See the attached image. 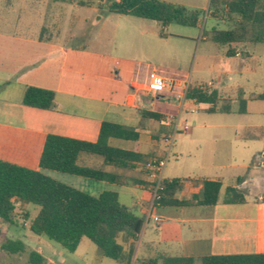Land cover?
<instances>
[{
	"label": "crops",
	"instance_id": "obj_1",
	"mask_svg": "<svg viewBox=\"0 0 264 264\" xmlns=\"http://www.w3.org/2000/svg\"><path fill=\"white\" fill-rule=\"evenodd\" d=\"M38 2H44V11L39 13L38 21L32 27L31 22H27L31 29L24 32L0 31V86L5 84L0 88V161L37 170L47 135L95 143L103 122L131 128L138 134L137 141L109 139V146L148 154L161 137L164 140L168 138L166 129L172 125L166 122V118L169 115H178L179 118L185 101L176 97L178 89L171 93L147 91L146 77L151 71L174 81L187 80L188 85H206L220 94L222 101L219 105L238 103L240 91V97L246 102L244 113H249V105L259 100L255 97L262 93L251 92L253 85L256 86L253 81L259 74H264V71L259 72L258 66L250 65L253 46L237 50L232 58L241 59L242 63L229 66L224 52L216 46L211 66L206 71L201 67L203 65L198 66L199 74L215 71L216 77L210 81L201 78L192 81L190 72L185 73L181 69L180 53L168 46L169 39L186 37L168 33L166 27H158L150 20L116 15L111 25L112 36L108 38V20L98 15L93 22L102 25L103 38L97 43L100 47L93 46L94 39H87L82 47H73L62 41L60 30L45 20L50 9L56 10L61 4ZM6 3L8 6L7 0ZM9 6L11 8L12 4ZM71 6L80 7L76 4ZM8 15V12L0 15V22H7ZM24 20L28 21L29 16ZM46 32L48 34H44ZM67 37L75 38L76 35L69 32ZM199 41L206 43L209 40L201 36L194 41L195 51L200 49ZM196 58L202 62L205 55ZM190 69L192 71L193 67ZM28 86L53 92L52 105L47 109H38L21 104L23 92ZM145 112L159 115L160 119L156 121L143 117ZM189 112L196 113V110L189 109ZM199 128L231 133L230 145L248 147L258 144L264 158L262 124L202 125ZM181 132L193 138L190 128ZM77 164L114 174L117 181H95L52 171L43 173L91 196L103 191L115 192L121 204L145 217L136 241L124 234L117 237L125 253L133 248L130 264H137V260L155 253L192 258L264 254V202L260 200L264 196V179L257 181L252 178L249 186L241 179L235 187L224 186L216 180L221 183L219 200L227 187H233L243 193L245 202L224 204L219 201L213 206H185L179 211L180 207L151 208L150 186L153 180L148 166L138 164L130 169H118L86 154L79 155ZM240 166L246 167L244 164ZM246 168L252 173L258 171L256 166ZM61 178L64 181H59ZM199 191V181L194 180L184 184L179 196L185 194L190 197ZM154 217L160 220L159 224L153 222ZM148 225L166 231L167 237L159 241H141Z\"/></svg>",
	"mask_w": 264,
	"mask_h": 264
},
{
	"label": "trees",
	"instance_id": "obj_2",
	"mask_svg": "<svg viewBox=\"0 0 264 264\" xmlns=\"http://www.w3.org/2000/svg\"><path fill=\"white\" fill-rule=\"evenodd\" d=\"M48 3L92 5L91 0H37ZM109 13L128 15L139 19L153 21L158 27L170 24L198 28L203 15L221 22H230L225 30L212 28L202 31V37L226 50L228 57L235 56L237 50L255 45H264V0H209L205 13L188 10L183 6L172 5L158 0H112L106 5ZM160 35L163 33L160 31ZM5 84L0 86L2 88ZM237 113H244L245 100L238 91ZM264 100V91L255 97ZM184 99L197 105L205 106L206 113H229V102L222 101L216 90L206 85H188ZM53 92L33 86L25 88L21 104L38 109H47L52 105ZM143 117L156 121L159 115L145 112ZM109 139L137 141L138 134L131 128L103 122L95 143L73 140L55 135H47L38 161V169L30 170L14 164L0 161V223L8 227L18 225L15 203L28 204L37 209L35 216L29 219L26 212L22 219L28 220V230L43 236L59 245L68 253H73L81 239L89 240L104 258L118 264H130L133 248L124 252L118 243L119 234H124L134 241L138 239L145 217L126 207L112 191H103L91 196L78 189L60 183L45 175L43 171H52L95 181L114 183L117 176L100 169L84 167L77 164L79 155L99 157L103 164L118 169H130L135 165L154 166L159 158L154 149L148 154L137 151H125L108 145ZM150 159L149 163L147 160ZM190 180L161 179V189L157 192L154 206L185 207L213 206L219 201L224 204L245 202L244 196L233 187H227L219 200L221 183L216 180H200V191L188 199H178L185 183ZM152 185V184H151ZM264 202V196L260 198ZM22 225V224H20ZM0 249L10 255H21L26 246L19 240L4 239ZM29 264H42V256L29 251ZM137 264H264V254L211 255L199 258L170 257L155 253Z\"/></svg>",
	"mask_w": 264,
	"mask_h": 264
},
{
	"label": "rangeland",
	"instance_id": "obj_3",
	"mask_svg": "<svg viewBox=\"0 0 264 264\" xmlns=\"http://www.w3.org/2000/svg\"><path fill=\"white\" fill-rule=\"evenodd\" d=\"M91 1L93 3L92 5L75 8H72L71 4L60 3L61 5H57L56 10L50 9L47 13V17H45L46 23L48 22V24H52L53 27H57L62 35V41L66 42L68 45L82 47L86 45L87 39H94V45H92L94 47H100L97 43L103 38L102 25H95L93 19L95 16L101 15L108 20L106 21V29L109 38L112 36L113 28L111 25H113L116 15L109 13L105 9L107 3L112 0ZM158 1L183 6L188 10H197L201 13L206 12L209 2V0ZM7 2H9L8 6H6V0H0V15L3 16L5 12L9 13L6 17L7 22H0V31H5L6 29L14 32L28 31L31 29L32 24L34 25V23H37L39 13L44 11V2H34L33 0H7ZM11 4L12 7L10 8L9 5ZM93 8L97 9L98 12L93 10ZM26 16H29V20L23 21V18H26ZM226 21L221 22L211 17L206 18L203 15L201 26L198 28L184 27L177 24H170L166 27L168 33L186 37L183 39H169L168 46L170 45L171 49L180 53L182 58L181 69L185 73L190 72L192 81L200 78L203 79V81H210L216 77L215 71L199 74L200 67H198L203 65L201 67L206 71V69L211 66V63H213L211 56L215 54L216 45H213L209 41L206 43L199 41L200 49L195 51L193 42L198 38L200 39L202 31H209L212 28L219 30L227 29V27L230 26V22ZM27 22H31V27L28 26ZM166 31L167 30H164L163 32ZM69 32L75 34L76 37H67ZM54 33L55 32L50 34ZM44 34L48 33L46 32ZM220 50L225 54L226 50L224 48H220ZM252 53L253 59L250 65L258 66L259 72L264 71V45L253 46ZM202 55H205V59L202 62H199L198 58L195 59V57ZM224 56L228 66L232 65V63H242L241 59H233L232 57L226 56V54ZM155 67H157L156 64ZM191 67H193L192 71L190 69ZM259 75L256 77L258 80L256 79V81H253L256 84V86L253 85L251 90L253 94L264 91V74L263 76L262 74ZM229 107L231 110L229 113L215 112L209 114L206 113L205 106L196 105L187 100L183 101L182 111L178 118L177 131L173 133L174 125L166 129L167 137L170 138V136H172V145L169 147L170 143L168 141L166 142L164 138L161 137L155 142V148H153L159 159H166L165 166L161 173L162 179L200 181L209 178L212 180H219L224 186L233 187H235L241 179L245 180L248 186L251 184L252 178L257 181L264 179V158L260 154L258 144L254 146H248L247 144L246 146L248 147L236 144L230 145L231 133L225 131L223 133H218L220 130L217 129L199 128L202 125L214 127L220 124L264 125V100L251 102L249 105V113H237V102H230ZM189 109H195L196 113H190ZM183 123L194 133L193 138H191L190 134L181 132V125ZM218 135L219 137L217 138L216 136ZM93 158L100 160L97 156H93ZM241 164L246 165V167L256 166L258 171L257 173H252L249 168L240 166ZM59 181L64 180L61 178ZM221 192H223V189ZM238 192L243 194L241 191ZM188 198L189 197L185 194L178 196L180 200ZM181 210L182 208L180 207L179 211ZM135 211L139 213L137 210ZM23 212L28 213L29 219H31L35 216L37 209L28 204H22L20 202L15 203L18 225L8 227L0 223V244L6 238L19 240L26 246L25 252L21 255H10L0 249V264H29L27 260L29 251L39 253L43 258L42 264H99L100 261L102 262L101 264H118L111 259L104 258L99 250L86 238L81 239L78 248L73 253H68L61 249L58 244L49 241L47 238L32 234L28 230L29 221L22 219ZM165 232L166 231H162L161 229L157 230L151 227V225H148L145 229L144 236L141 237L140 240L143 242L152 240L159 241L167 237Z\"/></svg>",
	"mask_w": 264,
	"mask_h": 264
},
{
	"label": "built area",
	"instance_id": "obj_4",
	"mask_svg": "<svg viewBox=\"0 0 264 264\" xmlns=\"http://www.w3.org/2000/svg\"><path fill=\"white\" fill-rule=\"evenodd\" d=\"M188 87V81L184 80V81H174L172 79H167L164 78L163 76L159 75L157 72L155 71H151L147 74L146 77V85H145V89L149 92H154V93H162V92H174L175 89H178V92L176 94V97L178 99L184 100V96L186 93ZM193 112V111H191ZM166 122L169 125H174V129H173V133H175L177 131V127H178V115H169L166 118ZM187 125L185 123H183L181 125V130L182 131H187ZM171 138V140H170ZM170 138H166L165 141L169 142L170 145L169 147L172 145V136H170ZM165 162L166 159H159L157 161V163L154 166L150 167V177L152 178V185L150 186V191H151V208L153 207H157L154 206V201L157 199V192L161 189L160 187V181H161V173L162 170L165 166ZM153 222L155 224H159L160 220L156 217L153 218Z\"/></svg>",
	"mask_w": 264,
	"mask_h": 264
}]
</instances>
